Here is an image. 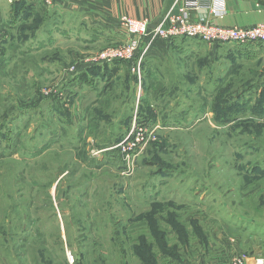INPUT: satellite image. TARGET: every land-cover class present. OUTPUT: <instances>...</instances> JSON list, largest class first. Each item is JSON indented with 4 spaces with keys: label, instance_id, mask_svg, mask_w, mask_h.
I'll use <instances>...</instances> for the list:
<instances>
[{
    "label": "rangeland",
    "instance_id": "1",
    "mask_svg": "<svg viewBox=\"0 0 264 264\" xmlns=\"http://www.w3.org/2000/svg\"><path fill=\"white\" fill-rule=\"evenodd\" d=\"M52 6L0 0V264L264 259V42L176 37L142 62L166 41L145 39L127 90L87 110L68 77L127 36L66 38ZM125 118L155 135L128 167L103 146Z\"/></svg>",
    "mask_w": 264,
    "mask_h": 264
},
{
    "label": "crops",
    "instance_id": "2",
    "mask_svg": "<svg viewBox=\"0 0 264 264\" xmlns=\"http://www.w3.org/2000/svg\"><path fill=\"white\" fill-rule=\"evenodd\" d=\"M224 2L225 12L222 16H214L211 12L206 10H190L188 12L191 17H206L216 24L226 26H251L257 23H264V0H224ZM178 8L179 3L177 0H55L50 9L53 11V20L55 17L60 18L61 16L64 19L62 23H59L61 24L60 29H57L58 25H56L57 32L62 33L66 38H70V35L73 34H75V36L80 34V37L77 36L76 38L83 39L87 34H85V32L82 35L84 31L81 30V27L85 24L89 26V28H92L90 29V34L95 41H98L102 32H107L111 34V36H117L120 30L116 23L118 18L123 14L134 18H146L154 24L163 22L164 25H167V17L170 14L177 13ZM52 23L54 22L52 21ZM76 23L79 24V26ZM48 32L50 31L48 30ZM49 37L48 35V40H50ZM39 39L42 40L43 38L37 35L34 41L39 44L41 42H39ZM170 43L174 42L171 40L163 41V43H151L148 48L143 51L144 57L142 62L150 56L163 57L167 54L168 49H172L169 47ZM179 45L181 50L186 48L183 47L182 44ZM175 48L176 47H174V49ZM146 53L148 55H146ZM148 61L150 62V60H147V62ZM136 62H138L137 59H133L107 64L100 69V73L105 72V78L103 77V79H100L99 76L96 78H86V82L92 81V83H95L92 87L88 86L83 89L82 87L86 82L80 84L69 83L66 84L68 86L67 90L70 94L74 91L72 88L78 85L79 91L82 92L81 95L84 96L87 94L85 97H88L93 94V97L90 96L93 100H84V106L89 110L97 105L102 94L120 83L122 87L125 86L127 90L128 85L130 86L131 84L130 79L133 77L130 67L132 64H136ZM68 79L70 78L68 77ZM75 92L76 91H74L72 95H75ZM126 104L128 105V103ZM128 119L129 118H125V121L118 124L115 129L124 128V130H126ZM115 139L112 143L110 142L111 140L106 142L107 145L116 143ZM100 143H102V145L106 144L103 142Z\"/></svg>",
    "mask_w": 264,
    "mask_h": 264
},
{
    "label": "built area",
    "instance_id": "3",
    "mask_svg": "<svg viewBox=\"0 0 264 264\" xmlns=\"http://www.w3.org/2000/svg\"><path fill=\"white\" fill-rule=\"evenodd\" d=\"M41 1L47 6L53 5L55 0H35ZM179 2L178 12L167 17V27L163 23L153 24L146 18H133L122 16L117 23L119 28L125 32L127 39L116 49H111L99 56H91L85 65L87 67L95 65L111 64L115 61L140 60V52L144 45H148L145 39L161 38L171 41L176 37L200 39L205 43L218 45L220 43H249L264 42V23H257L251 26H226L212 22L206 17H191L190 10H206L214 16H222L225 12L224 0H177ZM140 45V47H139ZM145 50V49H144ZM139 54V56H137ZM77 67H71L72 70ZM77 69V68H76ZM71 71V70H69ZM136 115V114H135ZM136 118V117H135ZM134 119V118H133ZM155 139L154 129L145 122L132 120L128 131L121 141L113 148H118L121 157L128 167L136 152L148 141ZM105 149L91 148L90 153L98 156ZM70 263H73L72 256ZM194 264H213L205 261H198ZM227 264H264V259L259 256L236 257Z\"/></svg>",
    "mask_w": 264,
    "mask_h": 264
},
{
    "label": "trees",
    "instance_id": "4",
    "mask_svg": "<svg viewBox=\"0 0 264 264\" xmlns=\"http://www.w3.org/2000/svg\"><path fill=\"white\" fill-rule=\"evenodd\" d=\"M31 5H33V3L30 2ZM117 62V61H115ZM105 65L107 64H104V65H95V66H90V67H86V68H83L81 69L77 74L76 76L74 77H71L70 79H68L67 81L70 82V83H73V84H80V83H83V82H86V78L88 77H91V78H96V77H100V79H103V77L105 78V72L103 73H100V69L103 68ZM81 68V67H80ZM66 112V111H65ZM128 131V127L127 129L125 130L124 134L121 135V136H118L115 140L116 142L121 140L125 133ZM99 146V145H98ZM105 147L107 146H110V145H103Z\"/></svg>",
    "mask_w": 264,
    "mask_h": 264
}]
</instances>
